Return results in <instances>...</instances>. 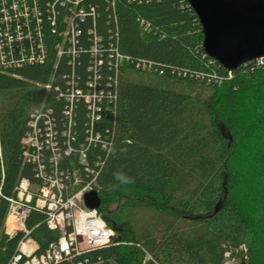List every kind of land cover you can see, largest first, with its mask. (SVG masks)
<instances>
[{
    "label": "trees",
    "instance_id": "16d2710c",
    "mask_svg": "<svg viewBox=\"0 0 264 264\" xmlns=\"http://www.w3.org/2000/svg\"><path fill=\"white\" fill-rule=\"evenodd\" d=\"M70 1L27 0L22 16L0 3V264H9L22 238L4 234L6 199L18 180L37 182L34 165L23 159V141L38 110L52 127L61 167L83 146L96 176L97 209L115 233L114 243L80 262L142 264L145 250L157 264H222L241 249L244 263H258L264 244L251 213L264 176V62L229 74L207 58L185 0H83L87 15L74 20V50L56 64ZM94 34L104 50L98 58L104 96L93 111L82 95L72 105L66 97L93 81L87 68ZM118 54L129 63L116 73ZM149 63L162 74L138 67ZM43 153L46 160L52 155ZM120 200L123 206L108 209ZM130 205L171 219L153 237L133 219ZM45 219L33 210L26 221L38 254L58 237ZM179 221L194 226L189 236Z\"/></svg>",
    "mask_w": 264,
    "mask_h": 264
},
{
    "label": "built area",
    "instance_id": "2783aa9c",
    "mask_svg": "<svg viewBox=\"0 0 264 264\" xmlns=\"http://www.w3.org/2000/svg\"><path fill=\"white\" fill-rule=\"evenodd\" d=\"M32 1L36 2V0ZM82 1L71 0L67 10L68 14L63 17L65 29L60 43L55 46L54 50L56 64L63 54L74 50L75 36L77 35L74 20L83 22L87 15L81 4ZM0 3L2 8H6L7 4L10 5V8L20 16L28 12L27 0H11L10 3L8 0H0ZM94 39V44L90 47L93 59L87 68L88 72L93 73V81L85 83L87 90L84 92L72 89L69 96L66 97V100L70 102L75 96L82 95L88 110L93 111L97 109V104L104 96V91L98 85L101 79L100 67L102 65L98 58L102 57L104 50L101 39L96 34H94ZM9 42H11L10 35ZM116 58L115 72L117 73L119 67L123 68L128 65L129 58L120 54ZM2 62L3 59L0 60V68L5 70ZM256 62L260 65L264 59ZM109 63L110 60L107 61V64ZM138 67L147 73L162 74L161 71L155 70L151 63ZM43 87L49 90L50 85ZM107 104H110L109 101ZM70 105H72L71 102ZM70 114L71 111H66L67 119L72 123ZM32 117L29 122L30 131L23 141L25 144L23 159L34 165L37 182L31 183L25 178L18 180L13 188L12 196L6 199L7 213L4 234L8 239L22 234L9 264H63L69 262L74 264L75 261L77 264H85L86 261L80 262L78 258L96 249L111 245L114 243L115 236L114 231L106 225L98 209L89 208L85 202L86 194L97 193L96 176L89 166L82 145L75 152V154L77 153L76 163L74 162L75 154L70 156V149L64 152L63 155L70 156V158H68L67 165L61 167L59 165L61 154L56 148L57 141L52 133L50 123L46 121L47 118L44 117L42 110H38ZM41 122L42 126H40ZM63 134L64 132H61L62 137ZM48 150L52 155L46 160L43 152ZM33 210L45 214L46 227L58 236L57 240L49 243L47 249L41 254H38L39 244L31 237V231L26 225ZM122 244L131 245L130 243ZM143 251L145 255L142 264H157L145 250Z\"/></svg>",
    "mask_w": 264,
    "mask_h": 264
},
{
    "label": "water",
    "instance_id": "95a60500",
    "mask_svg": "<svg viewBox=\"0 0 264 264\" xmlns=\"http://www.w3.org/2000/svg\"><path fill=\"white\" fill-rule=\"evenodd\" d=\"M197 18L205 56L228 72L264 59V0H185ZM97 209L96 192L85 195Z\"/></svg>",
    "mask_w": 264,
    "mask_h": 264
},
{
    "label": "rangeland",
    "instance_id": "374dc122",
    "mask_svg": "<svg viewBox=\"0 0 264 264\" xmlns=\"http://www.w3.org/2000/svg\"><path fill=\"white\" fill-rule=\"evenodd\" d=\"M260 184L262 186V190L260 193H257L255 202H253L254 209L252 210L253 213L251 215L256 219L257 224L259 226V234L260 235V244H264V176L262 180H260ZM125 203L124 200L113 202L109 205V210H114L118 207L123 206ZM130 214L133 216V219L146 231L153 235V237L158 236L159 234L163 233V230L165 229L164 223L170 220V217L167 216H161L160 214L156 213L155 211L142 207L141 205H130ZM128 212V211H127ZM177 228L180 230L181 233H184V235L189 236L192 231L194 230V226L191 224H187L183 221H179L176 223ZM197 230V229H196ZM259 239V240H260ZM131 244V243H130ZM261 246V245H260ZM260 246L258 248V252L256 253V259H259V262L256 264H264L261 263L262 261L260 258L262 256V253H264V250L260 251ZM243 252V253H242ZM246 255V252L241 249H234L227 253L224 257V261L222 264H247L244 263V261L248 260V257H244ZM263 258V256H262ZM254 263V264H255Z\"/></svg>",
    "mask_w": 264,
    "mask_h": 264
}]
</instances>
